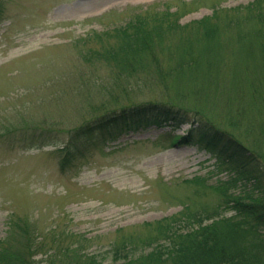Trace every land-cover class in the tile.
I'll return each instance as SVG.
<instances>
[{
  "label": "rangeland",
  "instance_id": "obj_1",
  "mask_svg": "<svg viewBox=\"0 0 264 264\" xmlns=\"http://www.w3.org/2000/svg\"><path fill=\"white\" fill-rule=\"evenodd\" d=\"M256 1L3 0L0 136L2 128L18 135L26 130L20 129L26 123L39 138H0V241L8 235L11 218H28L40 235L55 231L84 236L90 240L87 253L98 256L103 264H112L111 246L121 236L145 235L146 224L176 216L187 206L215 207V196L201 197L185 182L204 177L209 185H216L232 174L220 169L216 159L198 146L172 147L162 138L172 131L169 127L122 133L112 140L97 132L91 139L79 140L78 144L100 140V145L87 153L81 167L66 174L59 166L61 150L72 144L74 132L103 97L133 103L161 99L154 86L119 85L111 80V70L104 63H86L82 56L101 47L95 34L124 28L136 16L167 10L179 15L180 26H188L215 11L245 8ZM229 21L223 14L216 23L228 29ZM248 29L247 25L244 30ZM196 30L188 29L183 37H197ZM235 32L232 29L223 38L225 51L212 57L218 63L212 75L220 81H230L236 65L243 70L237 62L236 44L228 47L227 36ZM160 58L167 61L164 55ZM228 82L208 93L228 95ZM207 107L212 113V106ZM256 113L247 115L248 121L264 125L263 110L261 115ZM215 119L218 126L230 130L227 117ZM240 127L244 129V124ZM190 130L184 124L173 134L186 137ZM239 135L246 144L255 140L246 141L240 131ZM243 191L241 185L235 189L236 194ZM45 256L37 260L42 262Z\"/></svg>",
  "mask_w": 264,
  "mask_h": 264
},
{
  "label": "trees",
  "instance_id": "obj_2",
  "mask_svg": "<svg viewBox=\"0 0 264 264\" xmlns=\"http://www.w3.org/2000/svg\"><path fill=\"white\" fill-rule=\"evenodd\" d=\"M223 14L230 20L228 29L216 23ZM2 16L0 0V20ZM247 25L250 29L244 30ZM190 28L197 29V37H183ZM232 29L236 32L227 36L228 47L236 44L237 62L243 70L236 65L230 81H220L212 75L218 66L212 57L225 51L223 38ZM94 40L101 47L82 56L86 63H104L111 70V80L119 85L154 86L161 99L133 103L103 97L74 132L72 144L61 150L63 174L76 171L87 153L100 145V140L78 144L79 140L97 132L112 140L152 127L171 128L162 138L172 147L198 146L216 159L220 169L232 174L216 185H209L204 177L186 181L195 194L215 196L217 206H187L176 216L146 224L145 235L121 236L111 246L112 264H264V125H253L247 119V115L264 112V0L245 8L215 11L183 27L177 13L152 12L136 16L124 28L95 34ZM221 82L230 84L229 94L211 96L208 92L218 90ZM217 116L227 117L230 130L218 126ZM184 124L191 126L188 135L175 136ZM20 127L26 130H20L19 136L2 128L0 138H39L29 130L32 126L24 123ZM239 131L246 141L253 137L256 141L242 142ZM239 185L244 191L236 194ZM228 212L233 216L227 217ZM8 226L7 237L0 241V264H103L98 256L87 253L90 240L84 236L55 231L40 235L28 218L13 217ZM40 255H46L42 262L37 260Z\"/></svg>",
  "mask_w": 264,
  "mask_h": 264
}]
</instances>
